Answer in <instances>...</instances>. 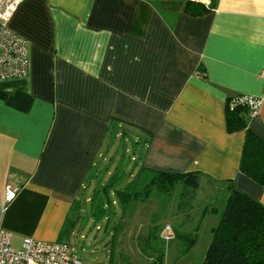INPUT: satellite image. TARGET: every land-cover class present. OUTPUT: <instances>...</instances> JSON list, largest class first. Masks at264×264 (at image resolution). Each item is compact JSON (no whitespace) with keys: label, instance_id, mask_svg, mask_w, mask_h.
Instances as JSON below:
<instances>
[{"label":"crops","instance_id":"1","mask_svg":"<svg viewBox=\"0 0 264 264\" xmlns=\"http://www.w3.org/2000/svg\"><path fill=\"white\" fill-rule=\"evenodd\" d=\"M184 2L17 8L8 27L28 42L29 70L0 82V230L12 247L25 238L72 246L90 235L91 251H75L82 264H155L121 205L120 223L110 208L118 191L138 187L143 169L199 173L204 199L231 181L264 205V186L239 168L246 131L227 132L225 117L228 98L258 99L248 130L264 141V0H217L200 16ZM9 185L17 194L3 206ZM123 232L132 251L120 249Z\"/></svg>","mask_w":264,"mask_h":264},{"label":"trees","instance_id":"2","mask_svg":"<svg viewBox=\"0 0 264 264\" xmlns=\"http://www.w3.org/2000/svg\"><path fill=\"white\" fill-rule=\"evenodd\" d=\"M216 3L217 0H209V4L185 0L182 9L188 15L200 16L214 8ZM166 7L174 11L179 8L168 5ZM172 24L173 22H170L171 26ZM198 72L205 77L204 69L201 68ZM242 96L228 98L225 109L226 128L229 133L243 129L246 131L240 172L253 182L264 186V141L248 130V123L254 119L250 118L249 106L240 101ZM142 171L145 173L143 180H139V189L132 185L117 192V200L123 210L132 203L147 202L153 190L163 196H171L175 187L181 183L185 190H191L194 195L201 186V175L196 172L181 174L146 169ZM185 193L179 196L180 209L190 194ZM218 193L225 195L222 209H217L214 204V207H207L202 211L203 217L214 215L218 217V221L210 229V242L201 264H264V205L236 190L231 181L226 182L224 189L216 192L219 197ZM214 200L218 202L217 197H214ZM174 237L184 243L183 252L190 251L197 241V235L193 233L177 232ZM149 239L150 235L147 236V240ZM141 252L146 255L144 251ZM154 253L158 255L155 264H161L163 252Z\"/></svg>","mask_w":264,"mask_h":264},{"label":"rangeland","instance_id":"3","mask_svg":"<svg viewBox=\"0 0 264 264\" xmlns=\"http://www.w3.org/2000/svg\"><path fill=\"white\" fill-rule=\"evenodd\" d=\"M186 190L181 183L175 187L171 196H163L153 190L147 202L132 203V206L130 205L127 209H124V212L127 216L126 224L129 225L130 232L134 231L135 229L139 230L138 232L140 233V238L136 242L139 249L141 251H144L148 256L154 257L153 259H157L158 256L157 253H154V251L163 252V254L169 255V259H166V264H201L203 260V254L210 242V229L215 226L218 221V217L214 215L208 214L203 217L202 211L207 207L209 209L211 207H214V204H216V207L219 210H221L223 207L222 201L225 195L222 193L221 195L218 193L219 197L215 193L212 197L206 198L205 196L204 199L203 193L205 191L197 190V192L193 195L191 194V190H187V192ZM182 193L190 194L181 204L182 210H178V203H180L179 196ZM214 197H217L218 202H214ZM113 200H115V198H113ZM111 202L113 203V201ZM135 207L139 209L142 208L141 212H139L138 215L135 212ZM110 208L112 212L115 211L118 214L115 222L120 223L122 218L120 209L122 208L120 207L119 203H113V205L111 204ZM180 224L188 227V229H184L182 233H193L197 235V241L194 248L188 252H183L185 248L184 243L178 239H175L174 236L171 237V239H173L172 241H170L171 239H169L168 241H164L159 237V233L161 232L160 235H162V230L164 229V227L170 226L172 229L174 226L179 227ZM146 227L148 231L147 233L143 234L144 232H146ZM93 232L94 234H97L95 232V228H93ZM149 235L150 239L147 240V236ZM122 236L123 239L122 245H120V249L122 248L123 250H126V248H128L129 251L135 249V247H132L134 246V243L131 240L130 241L132 243L128 245L124 243V232L122 233L121 237ZM91 237L92 236L89 235L82 242H77L76 238L73 239L71 241L73 247L69 244L72 248L75 249L80 258L82 256V250L84 249V247L85 253L91 251ZM122 256L123 260L126 261V255L122 254ZM127 257H129V254ZM175 258H179V261H181L182 259L183 262L178 263L176 262Z\"/></svg>","mask_w":264,"mask_h":264},{"label":"built area","instance_id":"4","mask_svg":"<svg viewBox=\"0 0 264 264\" xmlns=\"http://www.w3.org/2000/svg\"><path fill=\"white\" fill-rule=\"evenodd\" d=\"M25 0H0V82L23 78L28 73V42L8 27V23ZM200 1L208 4V0ZM264 75V73H262ZM240 101L249 106L250 118L258 117L260 101L243 95ZM17 189L7 186L3 196V206L12 202ZM172 237L171 228L164 227L161 238L168 241ZM10 233L0 230V264H82L74 248L65 242H44L25 238L19 249L11 246Z\"/></svg>","mask_w":264,"mask_h":264}]
</instances>
